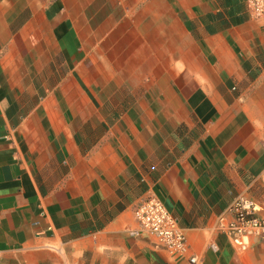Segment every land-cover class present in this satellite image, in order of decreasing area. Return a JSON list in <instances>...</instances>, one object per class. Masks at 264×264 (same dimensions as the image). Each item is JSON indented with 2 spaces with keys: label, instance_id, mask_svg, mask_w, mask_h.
<instances>
[{
  "label": "crops",
  "instance_id": "crops-1",
  "mask_svg": "<svg viewBox=\"0 0 264 264\" xmlns=\"http://www.w3.org/2000/svg\"><path fill=\"white\" fill-rule=\"evenodd\" d=\"M150 194L182 256L130 233ZM239 196L264 214V15L0 0V264H264L217 229Z\"/></svg>",
  "mask_w": 264,
  "mask_h": 264
},
{
  "label": "built area",
  "instance_id": "built-area-1",
  "mask_svg": "<svg viewBox=\"0 0 264 264\" xmlns=\"http://www.w3.org/2000/svg\"><path fill=\"white\" fill-rule=\"evenodd\" d=\"M255 17L264 15V0H244ZM249 198L239 196L218 215L217 229L226 236L230 245L239 253L245 252L254 239L264 241V214ZM138 229L131 234L151 233L158 244L172 255L182 256L186 251V237L177 219L154 194L138 202L133 209ZM195 262V258L189 259Z\"/></svg>",
  "mask_w": 264,
  "mask_h": 264
}]
</instances>
